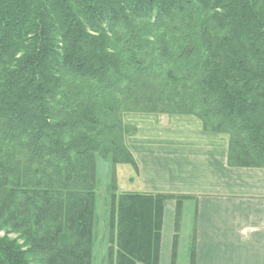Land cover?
Here are the masks:
<instances>
[{
	"label": "trees",
	"instance_id": "obj_1",
	"mask_svg": "<svg viewBox=\"0 0 264 264\" xmlns=\"http://www.w3.org/2000/svg\"><path fill=\"white\" fill-rule=\"evenodd\" d=\"M131 114L196 117L264 170V0H0V264H92L97 157L139 172ZM188 198L114 191L108 264H160L169 201L174 261Z\"/></svg>",
	"mask_w": 264,
	"mask_h": 264
},
{
	"label": "crops",
	"instance_id": "obj_2",
	"mask_svg": "<svg viewBox=\"0 0 264 264\" xmlns=\"http://www.w3.org/2000/svg\"><path fill=\"white\" fill-rule=\"evenodd\" d=\"M166 117L138 118L127 137L138 193L189 197L174 261L177 204L165 206L160 264H264V170L230 167L228 139L197 118Z\"/></svg>",
	"mask_w": 264,
	"mask_h": 264
},
{
	"label": "rangeland",
	"instance_id": "obj_3",
	"mask_svg": "<svg viewBox=\"0 0 264 264\" xmlns=\"http://www.w3.org/2000/svg\"><path fill=\"white\" fill-rule=\"evenodd\" d=\"M138 118H156L162 125V121L167 117L131 114L126 117L125 121L128 124L130 123L129 125L131 128H135L131 126V123L138 120ZM96 172V207L94 221L93 264H108L110 232L109 224L112 194L114 193V191H116V193L118 194L123 192L135 193L139 192L140 188L137 185L136 181L132 182V178L135 177V171L131 166L120 165L114 168L111 160H104L98 156ZM4 235V232L0 233V237H3ZM10 237L16 238L17 236L11 235ZM62 242H68V238L66 236L62 237Z\"/></svg>",
	"mask_w": 264,
	"mask_h": 264
}]
</instances>
